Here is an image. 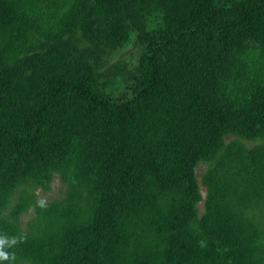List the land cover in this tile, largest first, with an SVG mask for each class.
<instances>
[{
  "label": "trees",
  "instance_id": "16d2710c",
  "mask_svg": "<svg viewBox=\"0 0 264 264\" xmlns=\"http://www.w3.org/2000/svg\"><path fill=\"white\" fill-rule=\"evenodd\" d=\"M62 2L53 22L44 1L0 0V237L23 240L0 264H256L232 213L195 219V167L229 136L264 143V0ZM131 40L119 90L101 56ZM54 172L90 201L22 228Z\"/></svg>",
  "mask_w": 264,
  "mask_h": 264
},
{
  "label": "rangeland",
  "instance_id": "374dc122",
  "mask_svg": "<svg viewBox=\"0 0 264 264\" xmlns=\"http://www.w3.org/2000/svg\"><path fill=\"white\" fill-rule=\"evenodd\" d=\"M40 1L50 9L44 16L46 20L55 22L56 17L64 12L63 0ZM139 56L140 48L132 40L107 50L101 56L104 69L123 74L116 83L119 90L130 88L132 78L129 71ZM247 150L257 151L255 166L251 165ZM195 176L198 188L195 219L201 223L210 207L232 213V222L238 225L242 237L248 235L247 239L253 242L256 264H264V143L229 136L214 157L195 167ZM73 179L69 174L54 172L46 185H39L34 191V202L18 216L22 228L37 222L44 216V211L53 213L60 203L87 205L91 198L89 192ZM149 194L154 197L157 190L151 189ZM19 197V193L12 195L4 212ZM40 201H44V206H40ZM170 201L171 196L166 195L162 207H168Z\"/></svg>",
  "mask_w": 264,
  "mask_h": 264
},
{
  "label": "clouds",
  "instance_id": "9594fccd",
  "mask_svg": "<svg viewBox=\"0 0 264 264\" xmlns=\"http://www.w3.org/2000/svg\"><path fill=\"white\" fill-rule=\"evenodd\" d=\"M40 206H44V201H40ZM17 242H23L22 238L20 241H17L16 238H12L10 241L6 237H0V262L3 261H14L15 255L5 251L6 247H11ZM203 246V242H199Z\"/></svg>",
  "mask_w": 264,
  "mask_h": 264
}]
</instances>
